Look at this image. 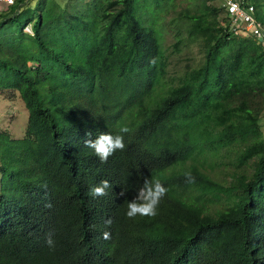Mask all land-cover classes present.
Instances as JSON below:
<instances>
[{"label": "trees", "instance_id": "obj_1", "mask_svg": "<svg viewBox=\"0 0 264 264\" xmlns=\"http://www.w3.org/2000/svg\"><path fill=\"white\" fill-rule=\"evenodd\" d=\"M165 1L151 0V11ZM42 2L31 36L19 31V54L0 46V89H15L27 110L21 138L0 132V264H264L261 44L233 36L216 0H200L203 14L185 17L202 60L152 96L166 63L134 0L94 2L86 19ZM248 2L264 28L261 1ZM58 25L47 38L43 28ZM86 132L123 135L125 148L102 163L84 146ZM222 157L234 171L252 161V173L221 184L198 166ZM145 178L167 193L155 216L129 219L127 203ZM102 180L112 187L93 198L89 190ZM221 198L224 209L209 211Z\"/></svg>", "mask_w": 264, "mask_h": 264}, {"label": "rangeland", "instance_id": "obj_2", "mask_svg": "<svg viewBox=\"0 0 264 264\" xmlns=\"http://www.w3.org/2000/svg\"><path fill=\"white\" fill-rule=\"evenodd\" d=\"M44 0H20V4H15L14 7L0 6V46L9 48L15 54H19L17 41H22L26 36H20V30L23 29L25 34L31 36V24L38 17L35 9L39 3ZM200 0H166L165 6L159 7L155 13L151 11V0H134V12H138L139 17L144 24L151 25L159 42V47L165 59V69L163 77L159 78L154 85L153 95H164L169 88L179 84L184 72L195 68L202 60L203 47L201 39L196 35H190L186 31L189 26V21L185 15H202L203 9L199 6ZM252 1V0H251ZM261 4L257 7L256 12L258 17L264 22V0H260ZM53 2L65 11L76 12L80 18L87 17V13H93L94 2L99 5L101 0H53ZM212 5L216 6L215 3ZM156 8V7H155ZM222 12L218 13L220 16ZM15 16V17H12ZM218 17V18H219ZM56 18V16H54ZM28 21V22H26ZM45 23V18L41 19ZM26 22V23H25ZM25 23V24H24ZM50 24L54 23L51 19ZM57 23V22H56ZM46 24V23H45ZM24 25V28H22ZM54 25V24H53ZM264 25V23H263ZM61 26L44 27L46 37H53ZM2 35V36H1ZM48 38V37H47ZM29 65L32 66L29 62ZM43 89V88H41ZM44 94V91L41 90ZM108 100L110 104H117L115 91H110ZM47 99V98H44ZM49 99V98H48ZM259 99V98H258ZM27 119V110L18 92L15 89H0V132L6 138L14 140L19 139L23 135L24 127ZM260 136L264 135V105L259 113L257 120ZM241 145L230 147L229 152L235 154L236 150L241 149ZM226 151V150H225ZM216 155L223 156V152L219 150ZM225 155V154H224ZM225 157V156H224ZM227 159L219 158L212 160L206 159L198 166L199 168L213 181L225 184L226 179L233 173H243L250 176L252 173V161L248 162L243 170L234 171L229 167ZM220 161L224 163L221 164ZM228 202L223 198L214 203L206 204L208 210L215 212L224 209Z\"/></svg>", "mask_w": 264, "mask_h": 264}, {"label": "clouds", "instance_id": "obj_3", "mask_svg": "<svg viewBox=\"0 0 264 264\" xmlns=\"http://www.w3.org/2000/svg\"><path fill=\"white\" fill-rule=\"evenodd\" d=\"M129 129L122 127L121 133H127ZM92 133L86 132V138L83 140V144L86 148L91 149L94 154L99 158L102 163H106L108 158L113 155L117 150L123 151L125 148L123 135H112L109 133H100L95 139H91ZM185 180L188 183H194L195 177L191 172L184 173ZM112 185L108 180H102L98 185H94L89 190V195L93 198L103 197L108 195V189ZM167 189L161 184L159 180H150L145 178L142 185L137 189L135 195L127 203L126 216L129 219L137 216L141 217H153L157 214V207L161 199L166 195ZM122 191L120 195H123ZM50 206V205H48ZM111 219L105 220V225L110 226ZM101 238L110 239V232L104 231L101 233ZM45 243L51 248L55 246V242L52 239L51 234L46 237Z\"/></svg>", "mask_w": 264, "mask_h": 264}, {"label": "built area", "instance_id": "obj_4", "mask_svg": "<svg viewBox=\"0 0 264 264\" xmlns=\"http://www.w3.org/2000/svg\"><path fill=\"white\" fill-rule=\"evenodd\" d=\"M14 0H0L1 7H10ZM222 13L229 19V31L233 36L250 38L259 42L264 53V28L254 16V8L248 0H216Z\"/></svg>", "mask_w": 264, "mask_h": 264}]
</instances>
